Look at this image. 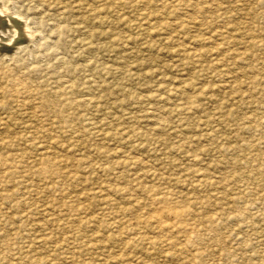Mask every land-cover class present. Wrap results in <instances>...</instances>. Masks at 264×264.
I'll list each match as a JSON object with an SVG mask.
<instances>
[{"label":"rangeland","instance_id":"rangeland-1","mask_svg":"<svg viewBox=\"0 0 264 264\" xmlns=\"http://www.w3.org/2000/svg\"><path fill=\"white\" fill-rule=\"evenodd\" d=\"M11 1L0 264H264V0Z\"/></svg>","mask_w":264,"mask_h":264},{"label":"bare ground","instance_id":"bare-ground-1","mask_svg":"<svg viewBox=\"0 0 264 264\" xmlns=\"http://www.w3.org/2000/svg\"><path fill=\"white\" fill-rule=\"evenodd\" d=\"M82 1V0H81ZM101 1V0H100ZM134 1V0H133ZM133 1H132V4H133ZM140 1V0H139ZM158 1V0H157ZM179 1V0H178ZM183 1H185V0H183ZM187 1V0H186ZM77 2V1H76ZM85 2V1H84ZM98 2V1H97ZM96 2V3H97ZM126 2V1H125ZM131 2V1H130ZM147 2V1H146ZM176 2H177V0H176ZM72 3V2H71ZM86 3H88V2H86ZM106 3V2H105ZM192 3H193V1H192ZM94 4V3H93ZM101 4H103V3H101ZM120 4H122V3H120ZM146 4V3H145ZM144 4V5H145ZM156 4V3H155ZM159 4V3H158ZM105 5V4H104ZM126 5H127V3H126ZM130 5V4H129ZM134 5H135V2H134ZM180 5V4H179ZM182 5V4H181ZM192 5V4H191ZM82 6H83V4H82ZM100 6V5H99ZM102 6V5H101ZM140 6H142V5H140ZM167 6V5H166ZM178 6V5H177ZM188 6V5H187ZM5 7L6 8H14L15 6H14V3L11 1V0H0V10H2V11H7L6 9H5ZM39 7V6H38ZM98 7V6H97ZM117 7H119V6H117ZM193 7V6H192ZM96 8V7H95ZM184 8V7H183ZM182 8V9H183ZM202 8V7H201ZM90 9V8H89ZM180 9V8H179ZM188 9V8H187ZM196 9V8H195ZM12 10V9H11ZM18 10V9H17ZM20 10V9H19ZM104 10V9H103ZM177 10V9H176ZM202 10V9H201ZM40 11V10H39ZM46 11V10H45ZM52 11V10H51ZM116 11V10H115ZM192 11H193V9H192ZM178 12V11H177ZM200 12H202V11H200ZM13 13V12H12ZM54 13V12H53ZM52 13V14H53ZM188 13V12H187ZM1 14H2V12H1ZM82 14V13H81ZM101 14V13H100ZM111 14H112V12H111ZM190 14V13H189ZM48 15V14H47ZM71 15V14H70ZM79 15V14H78ZM186 16L188 15V14H185ZM256 15V14H255ZM189 16V15H188ZM197 16V15H196ZM16 17H18V16H16ZM180 17V16H179ZM95 18V17H94ZM94 18H93V20H94ZM188 18H190V17H188ZM198 18V17H197ZM8 19V18H7ZM192 19V18H191ZM52 20V19H51ZM69 20V19H68ZM97 20H99V19H97ZM186 20V19H185ZM38 21V20H37ZM40 21V20H39ZM64 21V20H63ZM188 21V20H187ZM186 21V22H187ZM27 22V21H26ZM75 22V21H74ZM85 22V21H84ZM94 22V21H93ZM198 22V21H197ZM196 22V23H197ZM35 23V22H34ZM38 23H40V22H38ZM53 23V22H52ZM68 23V22H67ZM123 23V22H122ZM61 24V23H60ZM83 24V23H82ZM200 24V23H199ZM204 24V23H203ZM40 25V24H39ZM181 25V24H180ZM201 25V24H200ZM70 26V25H69ZM89 26V25H88ZM114 26V25H113ZM118 26V25H117ZM57 28H58V26H56ZM64 27V26H63ZM112 27V26H111ZM127 27V26H126ZM27 28V27H26ZM56 28V29H57ZM64 28H66V27H64ZM86 28V27H85ZM120 28V27H119ZM207 28V27H206ZM55 29V30H56ZM59 29V28H58ZM68 29V28H67ZM81 29V28H80ZM128 29V28H127ZM7 30V29H6ZM25 30V29H24ZM30 30V29H29ZM115 30V29H114ZM209 30V29H208ZM26 31H28V30H26ZM63 31V30H62ZM66 31V30H65ZM69 31V30H68ZM89 31V30H88ZM91 31V30H90ZM1 33V32H0ZM88 33V32H87ZM100 33V32H99ZM109 33V32H108ZM110 33H112L111 31H110ZM115 33V32H114ZM117 33V32H116ZM28 34V33H27ZM30 34V33H29ZM32 34V33H31ZM63 34V33H62ZM68 34V33H67ZM55 35V34H54ZM69 35V34H68ZM112 35V34H111ZM115 35V34H114ZM97 36H98V34H97ZM13 37V36H12ZM65 37V36H64ZM106 37V36H105ZM65 38H67V37H65ZM56 39V38H55ZM221 39V38H220ZM66 39H64V41H65ZM55 42H56V40H55ZM101 42V41H100ZM116 42V41H115ZM63 43V42H62ZM94 43V42H93ZM117 43V42H116ZM221 43V42H220ZM50 44V43H49ZM56 44H57V42H56ZM99 44V43H98ZM102 44V43H101ZM219 44V43H218ZM43 45H44V43H43ZM70 45V44H69ZM96 46V45H95ZM100 46V45H99ZM48 47V46H47ZM86 47V46H85ZM101 48V46L99 47V49ZM223 48V47H222ZM44 49H45V47H44ZM86 49H87V47H86ZM90 49H92V47L90 48ZM93 50V49H92ZM94 51V50H93ZM43 52V51H42ZM42 52H41V54H42ZM58 52V51H57ZM87 52V51H86ZM54 53H56V52H54ZM54 55V54H53ZM58 55H60L59 53H58ZM61 56V55H60ZM40 57V56H39ZM38 57V58H39ZM62 58V57H61ZM72 59V58H71ZM74 59V58H73ZM2 60V59H1ZM13 61V60H12ZM38 62V61H37ZM60 62V61H59ZM58 63V62H57ZM6 64H8V63H6ZM16 64H19V63H16ZM22 64V63H21ZM32 65V64H31ZM38 65V64H37ZM36 65V66H37ZM58 65V64H57ZM11 66V65H10ZM22 66H23V64H22ZM25 66V65H24ZM52 66V65H51ZM60 66H62V65H60ZM72 66V65H71ZM111 66V65H110ZM56 67V66H55ZM37 68V67H36ZM35 68V69H36ZM39 68H41V70L43 69V67H39ZM53 68V67H52ZM23 69V68H22ZM8 70V69H7ZM19 70V69H18ZM44 70V69H43ZM58 70V69H57ZM7 72V71H6ZM18 72H20V71H18ZM27 72H30V71H27ZM39 73H40V71H38ZM21 73V72H20ZM22 73H24V72H22ZM28 74V73H27ZM26 74V75H27ZM10 76V75H9ZM40 76V75H39ZM7 77V76H6ZM8 78V77H7ZM41 78V77H40ZM16 80V79H15ZM72 80V79H71ZM22 82V81H21ZM71 82V81H70ZM73 82V81H72ZM18 83H19V81H18ZM12 84V83H11ZM65 84V83H64ZM72 84V83H71ZM18 85V84H17ZM12 86V85H11ZM26 86V85H25ZM66 86H67V84H66ZM1 87V86H0ZM7 86H5V88L3 89V91L5 92V93H8L9 95H13V94H15V95H19V93H20V91H19V89H14L15 88V86H14V88L13 87H11V88H6ZM27 87V86H26ZM37 87V86H36ZM45 87H46V85H45ZM63 87V86H62ZM56 88V87H55ZM62 90V89H61ZM60 90V91H61ZM2 91V92H3ZM34 91V90H33ZM41 92H42V90H40ZM25 93H27V92H25ZM41 94V93H40ZM34 95V94H33ZM58 95V94H57ZM6 96V94L4 95V97ZM77 96V95H76ZM32 97V96H31ZM91 98V97H90ZM24 99V98H23ZM35 100V99H34ZM33 100V101H34ZM31 101V100H30ZM32 101V102H33ZM49 101V100H48ZM83 101H85V100H83ZM46 102H47V100H46ZM73 102V101H72ZM39 104V103H38ZM76 104V103H75ZM79 104V103H78ZM17 105V104H16ZM24 105H25V103H24ZM5 106V105H4ZM29 106V105H28ZM65 106V105H64ZM69 106H70V104H69ZM72 106V105H71ZM74 106V105H73ZM49 107V106H48ZM59 107V106H58ZM29 108V107H28ZM40 108V107H39ZM43 108V107H42ZM30 109V108H29ZM36 112V111H35ZM30 113V112H29ZM28 113V114H29ZM3 114V113H2ZM1 114V115H2ZM12 114V113H11ZM38 114H40L39 112H38ZM7 115V114H6ZM37 115V114H36ZM38 116H40V115H38ZM23 117V116H22ZM4 118V117H3ZM13 118V117H12ZM18 118V117H17ZM3 120V119H2ZM24 120V119H23ZM7 121V120H6ZM2 123L4 124L5 122H3L2 121ZM12 123V122H11ZM6 126H8V125H6ZM1 127V126H0ZM7 156V155H6ZM4 158V157H3ZM10 159V158H9ZM47 159V158H46ZM49 161H50V163H52V165L53 164H55L54 163V161L52 160V159H49ZM6 162V161H5ZM10 164V163H9ZM11 167V166H10ZM55 167V166H54ZM8 168V167H7ZM49 170V169H48ZM56 170V169H55ZM50 171V170H49ZM54 171V170H53ZM57 171V170H56ZM48 172V171H47ZM42 173V172H41ZM47 175V174H46ZM168 197L167 196H164L163 198H161V199H159L158 201H154L153 203H152V205L151 206H149V207H151L152 209H153V213L151 214V215H149V216H146V212L144 213L145 215H138L137 217H136V221H137V223L138 224H140L141 226H143V227H146L148 224H152V223H154V224H156V226L157 227H159V228H161V229H177L179 226H180V223H181V220L182 219H184L187 215H188V213H187V211L185 210V209H177V208H175L174 206H176V204L174 205V204H172L171 202H169V200L167 199ZM142 204V203H141ZM172 204V205H171ZM139 209V208H138ZM140 209H142V207L140 208ZM141 211V210H140ZM148 211H150L149 209H148ZM167 216V217H166Z\"/></svg>","mask_w":264,"mask_h":264}]
</instances>
